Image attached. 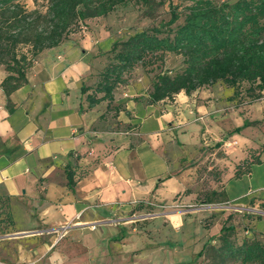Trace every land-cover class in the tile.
<instances>
[{"label":"rangeland","instance_id":"1","mask_svg":"<svg viewBox=\"0 0 264 264\" xmlns=\"http://www.w3.org/2000/svg\"><path fill=\"white\" fill-rule=\"evenodd\" d=\"M169 2L178 6L180 19L176 25L181 24L187 5L181 0H164L153 13L132 3L117 6L105 17L80 23L58 46L39 53L34 74L47 78L43 71H52L74 99L104 65V55L114 42L169 20ZM20 3L27 11L46 9L43 0H20ZM57 54H61V60H56ZM181 61V57L167 54L163 70L176 72L182 67ZM150 69L137 66L129 76L137 81L140 91L150 90L153 76ZM215 86L217 98L229 108L222 115L223 123L218 125L226 134L220 136L224 145L210 148L208 152L212 155L199 164L195 183L198 195L190 203L180 205L177 197L168 202L160 200L159 204L171 206L154 214L152 196H137L133 203L103 208L99 211L101 220L96 225L89 224L91 230L81 233L82 228L46 229L36 222L32 207L28 210L19 206L14 198L10 208L15 222L13 229L5 219V209H0V264H218L214 249L220 245L221 227H231L226 236L234 244L257 241L264 245V93L260 99L251 100L245 95L244 84L241 95L229 100L233 90L220 83ZM25 87L22 94L30 92L33 86L28 83ZM19 98L20 94L16 101ZM4 109L7 112L5 106ZM245 121L254 124L231 133ZM198 125L201 128L196 132L181 135L189 142H176L177 158L193 152L196 143L202 147L200 136L205 126ZM209 125L213 126L208 122ZM244 159L251 160L252 166L243 163ZM222 187L226 198L216 197L214 203H207L206 193ZM190 206L192 210L182 211ZM95 228L97 231L93 232ZM21 229L29 231L21 236L14 232ZM207 244L208 252L200 256Z\"/></svg>","mask_w":264,"mask_h":264},{"label":"crops","instance_id":"2","mask_svg":"<svg viewBox=\"0 0 264 264\" xmlns=\"http://www.w3.org/2000/svg\"><path fill=\"white\" fill-rule=\"evenodd\" d=\"M35 63L27 72L30 92L22 94L25 84L10 96L12 114L4 109L0 87V198L10 208L15 198L19 206L32 207L46 229L82 228V233L115 203L152 196L155 214L171 206L160 200L177 197L186 205L198 195V166L212 155L210 148L224 145L220 136L226 135L218 125L229 108L217 98L215 85L150 104L148 92L129 79L110 101L88 109L84 95L72 99L52 71H43L47 78L34 74ZM95 75L84 86L94 84ZM4 77L0 68V84ZM199 123L205 126L202 147L196 143L193 152L177 158L176 142H189L181 135L196 132ZM67 167L75 172L73 191L66 186ZM28 231L14 230L19 236Z\"/></svg>","mask_w":264,"mask_h":264},{"label":"trees","instance_id":"3","mask_svg":"<svg viewBox=\"0 0 264 264\" xmlns=\"http://www.w3.org/2000/svg\"><path fill=\"white\" fill-rule=\"evenodd\" d=\"M44 12L27 11L20 0H0V68L5 72L0 87L9 114L14 112L10 96L27 83V72L39 53L58 46L80 23L105 17L117 6L132 3L153 13L164 0H43ZM186 3L181 24L177 5L169 2L170 18L158 26L129 35L114 42L104 55V65L98 70L96 82L82 86L87 108L101 101H110L114 92L129 81L137 66L151 67L147 101L150 104L171 100L183 92L191 95L197 90L218 83L233 90L228 98L240 96L242 85L251 100L264 93V0H237L215 3L212 0H181ZM179 56L182 67L172 72L163 70L164 57ZM245 121L231 133H239L253 125ZM218 143L216 146H218ZM247 159V166H252ZM239 169H236L235 174ZM238 174V173H237ZM66 186L74 190L75 172L65 170ZM207 203L214 198L225 199V192L206 193ZM2 208V209H1ZM14 227L9 200L0 198V209ZM0 210V211H1ZM231 227H221L220 245L214 249L219 263L264 264V245L257 241L234 244L226 236ZM209 250L211 248L209 247ZM208 252V244L199 253Z\"/></svg>","mask_w":264,"mask_h":264},{"label":"water","instance_id":"4","mask_svg":"<svg viewBox=\"0 0 264 264\" xmlns=\"http://www.w3.org/2000/svg\"><path fill=\"white\" fill-rule=\"evenodd\" d=\"M12 237H14V236H18V235H11Z\"/></svg>","mask_w":264,"mask_h":264}]
</instances>
